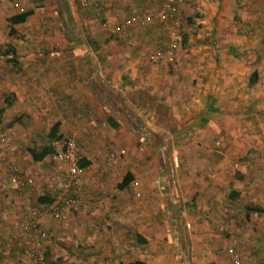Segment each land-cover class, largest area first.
<instances>
[{
	"label": "crops",
	"instance_id": "1",
	"mask_svg": "<svg viewBox=\"0 0 264 264\" xmlns=\"http://www.w3.org/2000/svg\"><path fill=\"white\" fill-rule=\"evenodd\" d=\"M90 1L85 8L80 0H0V108L4 109L0 128L11 138L9 145L0 147V246L11 245L23 215L58 189L65 168L53 161L52 153L40 162L31 156L51 146L49 133L58 124L57 135L74 139L86 163L79 202L64 220L68 219L64 233L74 224L82 229L79 243L85 249L108 238L111 228L119 226L121 231L118 253L112 254L107 241L101 254L82 256L79 262L178 264L177 256L172 263L165 261L167 238L174 244L173 253L179 243L190 244V255L205 264H233L232 250L243 264L260 263L264 0H186L180 14L202 25L199 35L204 42L198 50L207 54L194 66L179 64V76L180 53L172 62L148 60L168 43L166 25L155 19L164 0ZM26 12L30 14L24 22H8ZM96 16L100 26L89 27L97 24ZM132 17L149 21L122 31L120 25ZM194 67L201 70L195 71L201 78ZM172 73L179 82L168 80ZM156 89L157 106L168 119L160 127L150 125L146 116L151 115L146 99L154 97ZM137 117L149 131L172 137L179 130L192 138H172L171 155L155 151L156 155L146 136L134 132ZM165 143L169 141L158 144L164 148ZM1 158L15 164L33 185L21 187L11 181ZM235 164L240 170L234 169ZM127 173L133 180L120 190ZM117 199L126 200L120 206L126 215L122 221L114 212ZM165 213L168 224L160 219ZM51 222L42 228L55 231L56 221ZM41 247L49 264L77 262L63 253L56 263L54 245L44 241ZM210 252L216 255L214 261L204 257ZM0 264L28 262L12 249L4 251Z\"/></svg>",
	"mask_w": 264,
	"mask_h": 264
},
{
	"label": "built area",
	"instance_id": "2",
	"mask_svg": "<svg viewBox=\"0 0 264 264\" xmlns=\"http://www.w3.org/2000/svg\"><path fill=\"white\" fill-rule=\"evenodd\" d=\"M186 0H164L160 9L155 15L158 23L166 25V36L168 43L164 48H158L149 55V60L153 63L160 61L172 62L181 43L180 9ZM90 0H80L82 7H89ZM149 19L132 17L120 25L122 31L137 24H144ZM10 135L0 128V147L10 144ZM53 161L62 165L65 170L62 180L59 182L57 191L51 195L48 203L42 204L39 208L30 209L23 215L22 222L16 227L11 245L4 248L0 246V256L5 250L16 251L21 254L28 264H49L45 251L41 247V242L48 239L47 232L42 228V224L47 221H63L68 213L78 205L79 194L82 192V167L80 166L81 155L77 143L72 138H65L63 141H54ZM1 160L7 164L10 173V180L21 187H30L33 180L30 177L21 175L19 168L8 163L5 158ZM240 165L235 164L234 169L240 170ZM264 254V247L262 248ZM233 264H243L238 254L230 251ZM264 264V258L260 263Z\"/></svg>",
	"mask_w": 264,
	"mask_h": 264
},
{
	"label": "rangeland",
	"instance_id": "3",
	"mask_svg": "<svg viewBox=\"0 0 264 264\" xmlns=\"http://www.w3.org/2000/svg\"><path fill=\"white\" fill-rule=\"evenodd\" d=\"M187 4H188V1H187ZM185 17L186 16H181V14H180V20L179 21H180V24H181V33L189 35L188 41H190V42L188 44H186L185 46H183L182 50H178L176 52V54L180 53V54H178V57H177V76H179V74H180V71H178L179 64H182V65L186 64L188 67H189V65L194 66L196 62L205 61L206 57L204 55L207 54L206 52H200L198 50L199 49L198 47L200 46V44H201V42L203 41V38H204V37H200L201 35H199L200 34L199 29H200V27L202 25L199 24V22H197V21H195V23L192 22V21L189 22V20L186 21ZM187 18H188V16H187ZM95 20H96V22H94V23H97V24H91L89 27L93 28V27H96V26H100L98 24L100 22L99 21V17L96 16ZM191 24H193V27L191 26ZM209 38L210 37L206 36L205 42H209ZM148 60H149V57H148ZM195 71L201 72V70L196 69L195 67L193 69L194 74L196 76H198L199 78H201L202 76L200 74H196ZM172 74H174V73H172ZM176 78L177 77H176V73H175L168 80L179 82V81L176 80ZM178 86L179 85H177V87ZM186 86L188 87L189 85H186ZM162 88L163 87H161L160 90H162ZM172 88L174 89L173 86H172ZM196 88L197 87H195V89ZM198 89H200L199 86H198ZM151 90H153V89H151ZM151 95L154 96V97L148 96V97H150V99H148V98L146 99V101L148 100V102H150L151 109H149L148 112L151 113V115H146V116L148 117L150 125L159 126L160 127V126H163L162 124L167 123V120H168V119H166L167 114H165V113L163 114L162 113V109H161L160 105L157 106L158 105V101H159V97H160L159 94H157V89H156V92H154ZM170 96H171L172 100L177 99V93L173 92V93L170 94ZM11 118H13V116H10L9 119H11ZM203 125H205V124H203ZM29 126L30 125H28V128H29ZM178 127H179V125H178ZM19 133H13V135L14 134L15 135L16 134L19 135ZM171 135H172L173 139H175L176 136H177V141H179L180 139L181 140H183V139L187 140V139L192 138V135H190L189 132L184 133V132H179V130H177V133L176 132H172ZM43 140H45V138H43ZM43 143H46V142H43ZM40 148L41 147H36L35 149L39 150ZM26 149L27 148H25V150ZM178 151H179V148H177V152ZM120 155H122V154L120 153ZM177 159H179L178 158V154H177ZM177 163H178V161H177ZM135 196H136V194H135ZM135 196H134L135 200H137V198L140 199L138 196H136L137 198ZM125 201H126L125 199H122L121 202H120L119 199H117V201H116L118 203V206H117L118 208H116V211H114V212H115L116 219L119 220V221H122V220L126 219L125 218L126 215L122 211L123 209H121V207H120L121 204L124 203ZM189 208L191 209L192 207L189 205V206H187V209H189ZM192 210L193 209H191L189 211L190 214H192V213L194 214L195 211L193 210V212H192ZM165 214L166 215H163L164 217H162V214H160V219L163 218L164 220L167 221V224H168L169 216H168V213H165ZM156 215H157V213L152 214V216L154 218L156 217ZM66 221H64V220L63 221H56V222H54V224L56 226L55 227V231H53L52 228H47V231H46L47 234H48V239L46 240V242L49 243L50 247L54 245V247L56 248V252H55V255H56L55 257L57 259L56 263L58 261L62 260V254L65 253L67 255H72L73 257H75L77 259V262H73L72 264H82L81 262L78 261V259L82 258V256H85V257L86 256H88V257L95 256L94 253L101 254L103 252V247H104L103 244H106L107 241L110 244V248H111L112 254L118 253V251H120V248H119L120 244L118 243V239L119 238L117 236L121 232L119 226H117L115 228L114 227L111 228V231L109 230L110 234L108 235V238H107V236H104V237H102V239H98L96 241V244H89V245L87 244V245L84 246L86 248L83 249L82 244L79 243V242H81V239H82L81 237H83V235H81L79 233H80V231H83V230L79 229L77 226L75 227V224H74L73 228L67 234L64 233L65 228H66V226H65L66 225ZM198 222H200V221H198ZM50 223H53V222L50 221ZM77 228H78V230H77ZM166 232L169 233L168 227L166 228ZM128 242H129V239H128ZM166 243H167V245H166L167 246V257H166V260H165L166 262L172 263L174 261L172 258L173 257L176 258V256H177V257H180L179 260L178 259L176 260V262L178 264H186V263H188V264H205V260L204 259H199L200 257L198 258L197 256H194L192 254L190 255V252L192 251V249H190L191 248L190 244L179 243V248H178V245H177V249H176L177 253H173V251H174L173 242H170V240L166 238ZM199 246L200 245H198L197 248H200ZM117 247H118V250H117ZM180 253H181V255H180ZM215 256L216 255H213L210 252L209 254L205 255L204 257L207 258V259H210L209 261H214V259L216 258ZM80 261H82V260H80ZM83 262H87V261H83ZM62 263L63 262H60V263L58 262L57 264H62ZM87 263L88 264H93V263H89V262H87ZM211 263L212 262H208L206 264H211Z\"/></svg>",
	"mask_w": 264,
	"mask_h": 264
},
{
	"label": "trees",
	"instance_id": "4",
	"mask_svg": "<svg viewBox=\"0 0 264 264\" xmlns=\"http://www.w3.org/2000/svg\"><path fill=\"white\" fill-rule=\"evenodd\" d=\"M29 14H30L29 12H26V13H21V14L14 15V16H12V17H10L8 19V22L11 25L22 23V22H24L26 20V18L28 17ZM187 41H188V35L184 34V33H181L180 47H181V45L185 46L187 44ZM3 113H4V109L0 108V124L2 122ZM133 121H134L133 122V126L135 127V131H134L135 134L146 136L148 144H150L151 147H153V149H154L153 152L155 154H156L155 151H157V152L161 151V153L164 154V155H165V152H167V155H169V154L171 155V152L173 151V149L171 147V144H172V140L171 139H172V137H170V136H168L166 134H163V133L152 132V131L147 130L145 125L138 120V117H137V120L134 118ZM57 131H58V124H55L53 126V128L51 129L50 133H49L50 142L63 141L64 140L61 137V135H57ZM163 139H164V141H165V139H167L169 141V143H165L166 146H164V148L161 146V144L160 145L158 144L159 141L160 140L163 141ZM175 140H177V136H176ZM51 153H53V148L50 145H48V146L43 147L39 152H35V151L31 152V156H32V158H33V160L35 162H40L47 155H50ZM80 166L81 167H85L86 166V163L84 162L83 159L80 160ZM132 180H133V176L130 173H127L125 175L123 181L118 185V188L120 190L124 189L126 186H128V184ZM231 197H232V195H231ZM43 198L44 199H41V201H40L43 204L44 203H48L51 200V197L49 198L46 195L43 196ZM187 206H189V205H187ZM141 242L143 243V240ZM129 264H144V263H142V262H134V263H129Z\"/></svg>",
	"mask_w": 264,
	"mask_h": 264
}]
</instances>
